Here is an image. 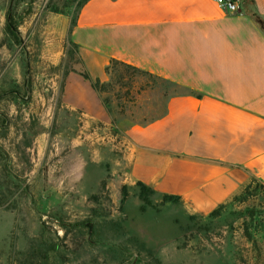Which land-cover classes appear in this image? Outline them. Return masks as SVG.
Masks as SVG:
<instances>
[{"label":"rangeland","instance_id":"rangeland-1","mask_svg":"<svg viewBox=\"0 0 264 264\" xmlns=\"http://www.w3.org/2000/svg\"><path fill=\"white\" fill-rule=\"evenodd\" d=\"M82 2L0 0V264H264L260 185L210 216L189 215L180 201L164 209L155 196V208L140 216L125 211L132 202L138 207V193L126 188L124 196L125 186L108 175L112 164L99 167L95 159L99 143L123 152L121 132L81 134L84 121L60 109L63 64L47 59L60 26L54 17L72 21ZM8 18L18 41L6 31ZM66 64L74 68V58ZM176 91L136 73L127 88L114 83L104 101L115 123L146 124ZM100 172L104 180L97 183Z\"/></svg>","mask_w":264,"mask_h":264},{"label":"crops","instance_id":"crops-1","mask_svg":"<svg viewBox=\"0 0 264 264\" xmlns=\"http://www.w3.org/2000/svg\"><path fill=\"white\" fill-rule=\"evenodd\" d=\"M235 1L240 13L228 14L214 0H88L75 26L68 16L54 17L60 26L47 59L63 64L60 109L84 121L81 134L118 129L123 137L118 155L110 153V141H97L96 162L112 164L113 185L137 195L143 183L157 203L175 196L187 214L201 216L264 186V31L254 18L264 21V0ZM71 48L75 66L65 74ZM112 60L176 85L160 117L114 122L105 93L93 86L109 82ZM99 175L97 183L104 180ZM137 198L138 207L125 205L133 217L145 213Z\"/></svg>","mask_w":264,"mask_h":264},{"label":"trees","instance_id":"trees-1","mask_svg":"<svg viewBox=\"0 0 264 264\" xmlns=\"http://www.w3.org/2000/svg\"><path fill=\"white\" fill-rule=\"evenodd\" d=\"M87 1L88 0H83V2L81 3V6H80V11ZM77 17L72 20V23H71L72 26H75ZM254 18H255L256 23L259 25V27L264 31V21L261 18H259L257 15H254ZM6 31L18 41L17 27H16L15 22L12 20V18H8V20H7ZM68 55H69V58L74 57V51L72 48L69 50ZM69 71H70V67H68V64H66L65 65V74ZM106 72L109 76H111V81L103 83L100 80H95L93 82L94 88L101 94L109 92L110 89L113 87L114 83L119 84L122 88H127L130 85L134 74H136V73H139V74L144 75V76H149L150 78L154 77L156 79H160V78H158V77H156V76H154L148 72L142 71L136 67H133V66L128 65L126 63L120 62L118 60H112L110 65L106 68ZM83 76L86 79H90L87 73H83ZM160 80H162V79H160ZM162 81H164V82L168 83L169 85L173 86L174 88H176L175 84L168 82V81H165V80H162ZM128 95H129V93L125 94V97ZM104 102H105V104L108 105L107 100H105ZM118 106H120V105L118 104ZM262 187H264V186H262ZM137 188H138V197L142 203L141 211L145 212L147 210V208H149V207L155 208L153 205V201H152V197L155 196V191L143 183H138ZM123 192H124V196H125L127 194L126 187L123 189ZM168 202L178 203L179 198L175 197V196L166 195L164 197L162 204H165ZM217 212H218V210L213 212L211 215L217 214Z\"/></svg>","mask_w":264,"mask_h":264},{"label":"built area","instance_id":"built-area-1","mask_svg":"<svg viewBox=\"0 0 264 264\" xmlns=\"http://www.w3.org/2000/svg\"><path fill=\"white\" fill-rule=\"evenodd\" d=\"M217 2L228 14L240 13L239 6L235 0H214Z\"/></svg>","mask_w":264,"mask_h":264}]
</instances>
